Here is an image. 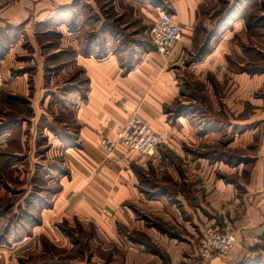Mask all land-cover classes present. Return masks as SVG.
<instances>
[{
    "label": "rangeland",
    "instance_id": "1",
    "mask_svg": "<svg viewBox=\"0 0 264 264\" xmlns=\"http://www.w3.org/2000/svg\"><path fill=\"white\" fill-rule=\"evenodd\" d=\"M229 1H235L230 17L216 26L213 17L217 13L201 9L192 46L168 63L177 94L174 108H168L177 112L185 110L179 105L187 106L191 120L195 117L192 126L205 116L221 122L227 130L235 120L252 122L264 112L255 106L256 101H264V88L245 92L241 112L232 109L230 113H216L209 106L205 87L190 72H177L195 61L202 49L208 52L217 48L224 35L228 39L219 46L225 45L226 52L231 51L226 62L232 74L240 71V62L247 65L249 75L264 70V0H245L241 8V3L236 5L240 0ZM228 7L224 5V10ZM4 10L6 19L2 20ZM134 10L126 0H0V246L21 245L17 264H112L113 256L120 255L111 244V236L96 225V218H102L103 213L111 228L110 205L96 202V176L107 154L100 146L102 137L95 139L93 130L78 121L89 83L76 60L79 54L87 57L97 52L94 40L101 37V24L112 26V37L105 45L120 51L122 59L137 50L132 43L136 39L152 48L148 30L147 35L143 32L137 38L139 29L134 26L147 23ZM146 20L150 23V18ZM211 36L215 40L208 43ZM103 44L102 50L106 51ZM147 48L142 47L140 55ZM140 55H135L137 65ZM135 64L126 70L130 72ZM217 137L197 142L187 139L183 146L190 149L198 145L216 150V155L233 156L226 150L230 136ZM160 147L167 145L162 143ZM156 154L147 159H154ZM168 161L178 163L175 157ZM163 162L157 165L166 164ZM136 167L138 188L146 189L149 171ZM158 170L161 168L156 167ZM200 190L204 192L203 187ZM63 196L65 205L61 204ZM127 232L121 228L120 237L131 239L133 234L127 236Z\"/></svg>",
    "mask_w": 264,
    "mask_h": 264
},
{
    "label": "crops",
    "instance_id": "2",
    "mask_svg": "<svg viewBox=\"0 0 264 264\" xmlns=\"http://www.w3.org/2000/svg\"><path fill=\"white\" fill-rule=\"evenodd\" d=\"M126 2L138 10L145 18L144 24L147 23L143 26L136 23L134 28L139 29L137 38L149 31L150 25L163 11L176 17L183 26V35L173 56L168 60L160 57L154 47L153 50L141 39L132 41L137 50L122 59L120 51L113 50L111 45H105L109 42V36L112 37V26L101 24L104 29L101 37L94 40L98 45L97 52H92L87 57L79 54L76 60L89 83L86 99L79 107L78 121L93 130L95 139L101 136V140H113L116 132L135 115L159 134L161 144L167 145L160 147V144L154 159L140 158L124 149L105 156L107 161L101 165L102 170L96 176L99 183L96 202L110 205L111 228L103 213L102 218H96V225L99 231L111 236L112 246L120 252V255L113 256L112 259L115 260L112 264H264V112L257 114L252 122L235 120L227 126V130H223L221 122L206 119L205 116L197 120V126H192L195 117L191 120L187 106L179 105L185 110L177 112L168 108H174L177 98L175 78L169 72L171 67L168 63L176 61L181 52L184 53L192 46L193 29L200 21L201 9L217 13L213 17L216 26L230 17V8L235 1ZM141 2L144 3L141 5ZM240 3L242 5L238 6L241 8L245 5V0H240L236 5ZM226 4L229 7L225 11ZM6 11L2 13V20L6 19ZM146 18H150V23ZM241 22L242 20L239 26H242ZM225 37L220 43L228 39ZM212 38L211 36L208 43L215 40ZM101 43H104L106 51L102 50ZM219 44L208 52L202 49L195 61L177 72H190L193 79L205 87L209 106L216 113L226 110L230 113L232 109L241 112L242 101L246 100H242L245 92H258L264 88V70H259L256 75H249L247 65L240 62V71L232 74L226 62V55L231 54V51L226 52L227 47ZM145 45L148 48L140 55L139 50ZM135 55L137 58L139 55L141 57L138 65ZM131 63L136 64L129 72L126 68ZM247 84L253 85L246 87ZM255 106L259 110L264 109V101H256ZM180 112V116L174 117ZM228 135L230 141L227 144L230 146L226 150H230L235 157H229L225 153L216 155V150L198 148V145L190 149L183 146L187 139L191 142L208 141L209 138L218 136L216 140H219ZM167 156L175 157L178 163L169 162ZM159 162L166 164L157 165ZM136 166L149 171L147 174L149 173L150 179L145 181L149 186L146 189L138 188L134 170ZM156 167L161 168V171L156 172ZM201 187L204 189L203 193ZM64 199L63 196L61 204L65 205ZM64 214L66 213L63 212ZM225 224L233 227L239 243L224 258L201 260L198 256V244L204 228ZM121 228L127 229V236L133 234L132 238H121ZM20 246H0V264H17Z\"/></svg>",
    "mask_w": 264,
    "mask_h": 264
},
{
    "label": "built area",
    "instance_id": "3",
    "mask_svg": "<svg viewBox=\"0 0 264 264\" xmlns=\"http://www.w3.org/2000/svg\"><path fill=\"white\" fill-rule=\"evenodd\" d=\"M183 35V26L170 12H161L149 30L155 52L165 60L173 56ZM161 137L137 116H131L120 128L113 140L102 139L100 146L109 156L119 149L140 157L155 156ZM239 243L231 225L207 226L198 244V256L206 261L213 257L224 258Z\"/></svg>",
    "mask_w": 264,
    "mask_h": 264
}]
</instances>
